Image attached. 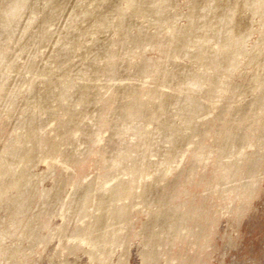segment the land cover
I'll list each match as a JSON object with an SVG mask.
<instances>
[{
  "label": "rangeland",
  "instance_id": "374dc122",
  "mask_svg": "<svg viewBox=\"0 0 264 264\" xmlns=\"http://www.w3.org/2000/svg\"><path fill=\"white\" fill-rule=\"evenodd\" d=\"M0 264H264V0H0Z\"/></svg>",
  "mask_w": 264,
  "mask_h": 264
},
{
  "label": "bare ground",
  "instance_id": "6f19581e",
  "mask_svg": "<svg viewBox=\"0 0 264 264\" xmlns=\"http://www.w3.org/2000/svg\"><path fill=\"white\" fill-rule=\"evenodd\" d=\"M200 150L201 151H204V154H205V156H207L209 153H210V147H209V145L207 144L204 148H200ZM192 156H195V157H199V158H203V156L202 155H200L198 152H197V150L196 149H194L193 151H192ZM222 168V167H221ZM220 168V169H221ZM220 169H218L219 171H221ZM103 171V170H102ZM108 175L106 174V173H102V174H100L99 175V179H98V182L100 183V184H104V182L108 179V177H107ZM196 186V185H195ZM192 189V188H191ZM191 191H194V190H191ZM199 199V198H198ZM182 205V204H181ZM184 205V204H183ZM176 206V205H175ZM179 206H180V204H179Z\"/></svg>",
  "mask_w": 264,
  "mask_h": 264
}]
</instances>
